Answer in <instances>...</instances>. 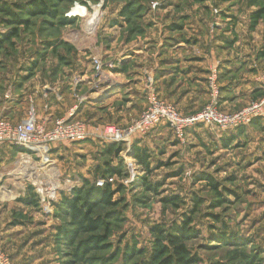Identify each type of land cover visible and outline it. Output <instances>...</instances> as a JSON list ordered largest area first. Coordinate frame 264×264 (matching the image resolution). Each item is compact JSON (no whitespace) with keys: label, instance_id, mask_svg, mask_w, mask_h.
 Instances as JSON below:
<instances>
[{"label":"rangeland","instance_id":"obj_1","mask_svg":"<svg viewBox=\"0 0 264 264\" xmlns=\"http://www.w3.org/2000/svg\"><path fill=\"white\" fill-rule=\"evenodd\" d=\"M30 1L33 0H0V6H7L16 14L17 7ZM131 1L145 9L139 19L134 17L141 36L154 25L156 13L168 15L177 13L176 9L186 13L203 10L214 17L236 10L245 17L249 31L253 28L248 22L258 9V1L254 0ZM44 2L50 8L49 14L33 18L21 14L28 24L18 26V36L1 46L0 119L6 118L3 114L10 110L4 108L12 103L14 111L8 120L19 121L33 107L39 121V115L49 109L60 112L55 100L65 94L68 113L75 108V117L84 109V119H98L87 122L89 125L130 122L135 118L128 113L129 108L125 111L130 83L123 85L121 75L126 69L118 61L126 54L125 44L141 36L130 37L132 26L121 15L127 0ZM75 4L85 6L89 15L96 13L93 33L84 29L86 19L67 18ZM63 18L73 23L64 25ZM9 19L0 14V38L13 28ZM94 59L101 63V77L93 69ZM103 75L108 81L103 80ZM83 76H92L93 80H82ZM262 89L244 107L260 101L264 86ZM39 123L43 125V120ZM236 131V135L222 133L221 137L206 132L193 142L189 138L180 142L170 131L163 130L164 142L154 141L147 146L137 143L147 152V172L124 151L117 160L121 158L127 165L129 176L114 178L112 190H118L112 198L115 205H99L93 211L91 217L104 216L107 221L93 232H86L85 225L67 210L58 209L59 200L43 209L27 178L32 176L31 171L20 178L13 175L26 158L22 161L12 147H0V249L9 255L12 264L150 263L153 250L165 244L152 229L179 225L184 216L190 215L197 200L199 207L189 226L196 234L185 242L190 257L198 259L192 264H264V117ZM103 146L87 140L55 149L58 179L71 182L73 190L81 188L84 181L94 184L99 170L112 160L100 155ZM208 180L219 185L222 197L218 206ZM146 184L155 192L148 191ZM30 188L38 198V206L22 202L33 195ZM63 195L66 194L61 193L60 197ZM172 198H176L173 204L163 203ZM60 233L69 239L60 243Z\"/></svg>","mask_w":264,"mask_h":264},{"label":"crops","instance_id":"obj_2","mask_svg":"<svg viewBox=\"0 0 264 264\" xmlns=\"http://www.w3.org/2000/svg\"><path fill=\"white\" fill-rule=\"evenodd\" d=\"M153 18L154 25H150L143 36L125 44L126 54L118 61L126 69L124 75L120 74L124 84L118 83H130L129 102L125 107V111L129 108V114L137 118L145 109L148 91H152L164 103L173 105L182 115L198 112L208 101L207 77L214 68L218 71L219 106L222 110L238 111L251 102L259 91L263 92L264 22L259 21L255 28L247 31L245 17L236 10L224 12L218 17L203 10L187 13L182 10L168 15L156 13ZM81 79L93 80L92 76ZM60 100H55L59 103L55 107L60 112L49 109L43 116L39 115L45 127H51L55 120L68 118L74 112L75 108L68 113L65 94ZM51 101L55 103L54 99ZM11 105L9 103L4 108L10 110L3 114L6 119L14 111ZM83 112L84 109L82 115ZM81 114L75 117L88 123L98 122V119L87 121ZM128 123L111 124L125 127ZM163 130L170 131L161 126L135 142L146 146L154 141L162 143L165 140ZM206 132L222 136L214 128L197 127L189 130L187 138L193 142L196 136ZM228 133L236 135L237 131ZM58 148L59 145L54 146L53 153ZM11 149L15 150L13 147Z\"/></svg>","mask_w":264,"mask_h":264},{"label":"built area","instance_id":"obj_3","mask_svg":"<svg viewBox=\"0 0 264 264\" xmlns=\"http://www.w3.org/2000/svg\"><path fill=\"white\" fill-rule=\"evenodd\" d=\"M79 8L73 15L72 10ZM215 13H217L215 11ZM88 11L85 6L73 5L67 18L85 20ZM93 69L98 76L101 72V63L93 60ZM101 77V75H100ZM99 77V78H100ZM208 101L206 105L194 114L182 115L170 104L161 101L152 91H148L145 109L140 115L131 120L124 128L113 124L92 126L87 122L73 116L60 118L47 128L38 121L37 113L30 107L23 119L17 122L6 118L0 119V147L21 148L19 152L21 160L26 158L31 164L36 165L37 171L45 176L49 171H55L58 185L45 184V180H35L28 176L29 184L39 196L43 209H47L52 203L59 200L60 194L69 195L74 186L69 181L61 182L56 162L53 157V147L56 145L82 143L87 140L98 141L101 144H123L125 151L129 152L136 139L147 136L158 127H166L177 141H185L189 130L197 127L214 128L220 133H228L246 127L252 121L264 117V97L236 112H228L220 109L218 71L212 69L207 77ZM132 170V169H131ZM134 176V172L131 177ZM68 183V184H66ZM114 178H98L95 181L97 187L105 184H113ZM0 264H12L8 254L0 249Z\"/></svg>","mask_w":264,"mask_h":264},{"label":"trees","instance_id":"obj_4","mask_svg":"<svg viewBox=\"0 0 264 264\" xmlns=\"http://www.w3.org/2000/svg\"><path fill=\"white\" fill-rule=\"evenodd\" d=\"M235 1L241 2L242 0ZM254 1H258V9L254 11L251 15V28H254V26H256L259 21H264V0ZM194 2L201 3L203 2V0H194ZM17 8H19V11L15 14L9 7L0 6V14L5 15L6 17H10L9 23L13 26V28L8 34L0 38V49L3 44L9 43L11 39L18 36V26H26L28 24L27 20L22 19L23 16H21V14L25 16L28 15L29 17L33 18L37 16L48 15L50 9L47 7L44 0H33ZM176 10L178 13L181 12V10L179 9ZM144 11L145 9H143V7L138 2H132L131 0H127L124 7L121 9V15L124 16L126 22L128 21V24L130 23L132 26V30H130V37L141 36L142 30H140L139 27L135 25L134 17H138L139 19V17L143 14ZM62 23L64 25H70L73 23V21L63 18ZM177 27L179 26L177 25ZM101 149L102 150L100 155L103 157H111L112 160L105 162V166L102 168V170H99L100 173L97 175L98 178H128L129 175L126 168L127 165L122 161L121 158L117 160V158H119V156L125 151V147L123 146V144H107L104 145ZM15 150L17 152L23 151L21 148H15ZM126 155L128 157H131L137 165L142 166L144 168V171H148L149 165L147 162V152L144 149L137 147V142H134L132 144L129 152H126ZM138 180L139 178L135 179L134 182ZM208 185L214 192V194L217 196V200H215L216 206L220 205V198L222 197V195L220 192H218L219 185L216 182H213L212 180H208ZM119 187H122V184L119 185ZM30 189L33 195L27 196L25 199L22 200V202L29 206H38V198L33 193V189ZM146 189L148 191L155 192V189L151 188L150 185L147 184ZM116 193H118V190H112V184H105L103 187H97L95 183L90 184L84 181L81 188H78L76 190L74 189L67 196H61L59 198L57 207L60 210H67L74 219H77L81 223H83L85 225L84 230H86V232H93L99 227H104V225L107 223V221L104 219V216L91 217L93 211H95L99 205H115V203L112 202V198ZM175 199L176 198L167 199L164 200L163 203L173 204V200ZM193 205L194 209L190 212V215L184 216L179 225L173 223L168 228L155 226V228L152 229V232L157 233V235L160 236V238L164 241L165 244L158 246V249L155 248L150 256L151 262H146L144 264H192L198 261L196 257H190V255L186 251L185 246L186 239L191 235L196 234V232H194L193 229L189 226L193 222L192 217L198 210L199 201L195 200ZM212 217L215 221H219L217 216ZM116 218L117 217L115 216V214H113V219ZM65 238H68V235L60 233V243H62V239Z\"/></svg>","mask_w":264,"mask_h":264},{"label":"bare ground","instance_id":"obj_5","mask_svg":"<svg viewBox=\"0 0 264 264\" xmlns=\"http://www.w3.org/2000/svg\"><path fill=\"white\" fill-rule=\"evenodd\" d=\"M79 10V8H75L72 10V14L73 15H77V11ZM85 23V22H84ZM97 23V16L96 13L93 15H87L86 18V23H85V30L88 33H93L94 31V26ZM103 80H105L107 77H105L103 75ZM102 80V81H103ZM107 80V79H106ZM101 81V80H99ZM108 81V80H107ZM106 82V81H105ZM29 171H31L29 174L32 175V177H34L35 180L37 181H41L42 179L45 180V184H52L54 187L58 186V187H62L61 185H58V181H57V176L55 171H49L48 174H46L45 176H42V174L37 171L36 165L31 164L29 160H24V162L22 163V165H20L15 171L13 175H16V177L20 178L22 176H24L26 173H28ZM68 184V183H66Z\"/></svg>","mask_w":264,"mask_h":264}]
</instances>
